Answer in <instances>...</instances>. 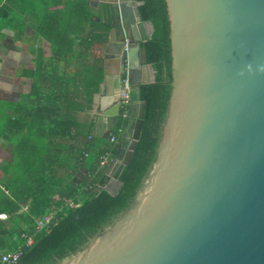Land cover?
<instances>
[{"label": "water", "instance_id": "obj_1", "mask_svg": "<svg viewBox=\"0 0 264 264\" xmlns=\"http://www.w3.org/2000/svg\"><path fill=\"white\" fill-rule=\"evenodd\" d=\"M165 1L172 82L155 162L134 206L58 264H264V0ZM101 3L111 25L104 60L119 62L107 141L130 89L117 151L99 183L118 195L144 127L141 87L156 81L144 47L154 28L143 21L142 1Z\"/></svg>", "mask_w": 264, "mask_h": 264}, {"label": "trees", "instance_id": "obj_2", "mask_svg": "<svg viewBox=\"0 0 264 264\" xmlns=\"http://www.w3.org/2000/svg\"><path fill=\"white\" fill-rule=\"evenodd\" d=\"M14 1L7 0L0 9V21L13 30L24 31L29 25L35 29L32 46L37 59L36 69L29 72L32 91L27 104L19 106H28V114L7 122L15 160L5 165L6 180L0 185L8 192L0 191V214L9 216L0 220V264L2 255L19 248L23 254L17 264H58L79 253L134 206L155 162L171 96L167 5L165 0H139L145 3L140 7L143 21L154 28L144 47L156 81L141 87L146 103L141 139L120 177V190H114L118 195H113L99 183L108 167L102 166V158L107 153L113 158L118 143L99 145L102 141L94 138L93 124L80 121V115L92 109L103 82L110 22L96 20L86 0H19L12 12L9 5ZM125 109L121 107L120 117ZM124 121L121 118L116 129L117 139ZM81 168L88 173L76 185L73 179ZM47 215H53L52 224L25 247L23 236L34 234L36 222Z\"/></svg>", "mask_w": 264, "mask_h": 264}, {"label": "crops", "instance_id": "obj_3", "mask_svg": "<svg viewBox=\"0 0 264 264\" xmlns=\"http://www.w3.org/2000/svg\"><path fill=\"white\" fill-rule=\"evenodd\" d=\"M86 1L89 6L90 4L93 5L91 8L96 13V20L109 22L108 17L105 15L107 4L101 3V0ZM18 4L19 0H15L12 6L9 5L12 12ZM4 5H7V0L0 3V9ZM24 18L27 23L31 22V15L24 16ZM12 19L14 20L13 16ZM34 35L35 29L31 25L25 28L24 31H20L19 28L10 29L7 22L0 21V185L6 180L3 166L12 164L15 160L14 146L8 140L10 135L8 134L7 122L11 119H17L18 114L23 115L24 112L28 114L30 109L28 106L26 108H20L19 106L21 103L27 104L26 96L31 93L32 83L34 82V79L29 75L30 71L33 72L36 69L37 58L32 46ZM113 37L115 40L119 38L118 34H114ZM117 70H119V62L112 54H109L107 60H103L104 78L107 75L105 85H103V82L101 83L99 92L94 97L92 109L80 115L81 122L93 124V136L95 139L102 141L98 143L101 146L106 145L108 142L111 143V140L107 141L105 137H107V131L110 127L108 117L115 110L112 104L114 95L110 96L109 91H114V94L117 93L118 88L115 82ZM144 76L146 75H143L142 78ZM101 115H104L103 120L101 122L100 120L97 121V118ZM98 135L102 138H98ZM116 140L118 143L119 138H116ZM92 158V156L87 157L89 165L92 164ZM87 173L88 170L85 168V172H83L84 179ZM112 184H108V187ZM0 191L3 192V195L4 192L8 193L3 186H0ZM23 211L26 212L27 208H23ZM1 215H5L6 218H1ZM8 219V214H0L1 221L5 222Z\"/></svg>", "mask_w": 264, "mask_h": 264}, {"label": "built area", "instance_id": "obj_4", "mask_svg": "<svg viewBox=\"0 0 264 264\" xmlns=\"http://www.w3.org/2000/svg\"><path fill=\"white\" fill-rule=\"evenodd\" d=\"M130 89L127 88L124 93L121 96V107L126 108L125 109V113L122 114V117L124 120L127 117V112H128V107H129V103H130ZM119 132L121 133L122 130H119ZM111 142L112 143H116L117 140L115 138V136L111 137ZM112 161V156L110 153H107L103 158H102V166H109V164ZM1 218H6L5 215H1ZM53 221V215H47L46 217H44L41 220H38L36 222V226H35V232L34 234H26L23 236L24 239H26V245L25 247H29L34 243V237L35 235L40 232V231H45L49 228V226L52 224ZM23 252L22 249L19 248L17 251L12 252V253H8V254H4L1 257V263L2 264H17L19 259L21 258Z\"/></svg>", "mask_w": 264, "mask_h": 264}, {"label": "rangeland", "instance_id": "obj_5", "mask_svg": "<svg viewBox=\"0 0 264 264\" xmlns=\"http://www.w3.org/2000/svg\"><path fill=\"white\" fill-rule=\"evenodd\" d=\"M3 167H5V166H3ZM116 187H117V186H113V185H111V186H109L108 188H109V190L114 191V190L116 189Z\"/></svg>", "mask_w": 264, "mask_h": 264}, {"label": "flooded vegetation", "instance_id": "obj_6", "mask_svg": "<svg viewBox=\"0 0 264 264\" xmlns=\"http://www.w3.org/2000/svg\"><path fill=\"white\" fill-rule=\"evenodd\" d=\"M113 186H116L114 183L112 184ZM117 188V187H116Z\"/></svg>", "mask_w": 264, "mask_h": 264}]
</instances>
